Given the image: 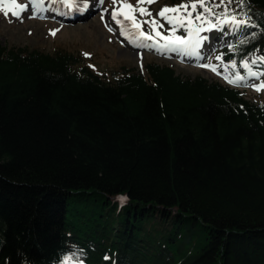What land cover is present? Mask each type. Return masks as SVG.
Wrapping results in <instances>:
<instances>
[{
    "label": "trees",
    "instance_id": "trees-1",
    "mask_svg": "<svg viewBox=\"0 0 264 264\" xmlns=\"http://www.w3.org/2000/svg\"><path fill=\"white\" fill-rule=\"evenodd\" d=\"M243 3L254 26H225L210 59L260 75L264 0ZM68 262L264 264V100L156 62L105 80L0 41V264Z\"/></svg>",
    "mask_w": 264,
    "mask_h": 264
},
{
    "label": "rangeland",
    "instance_id": "rangeland-1",
    "mask_svg": "<svg viewBox=\"0 0 264 264\" xmlns=\"http://www.w3.org/2000/svg\"><path fill=\"white\" fill-rule=\"evenodd\" d=\"M125 2L136 6L138 0H117L116 4L113 3V0H103V4L92 7L91 11L89 3V14L84 17L82 9L47 15L39 11L41 3H33V0H0V41L7 47L27 48L29 51L38 50L50 54L56 51L69 52L80 59L93 73L105 80L126 68L143 70L145 63L156 62L174 67L177 74L183 77L194 78L202 75L225 85L237 86L224 78L226 75L232 76L230 73L219 71L221 74L218 75L210 68L201 66L208 63L214 66L210 59L211 51L215 47H219V44L228 42L226 37L225 39L217 37L221 30L202 33V36L207 39L198 49V55L172 51L170 48H165L166 41L159 40V38H155L153 41L137 38L135 30L126 21H123V17H120L122 28L112 20L111 12L120 3ZM14 3L26 6L24 10L27 11L22 12L19 8H12ZM140 6L151 12L152 17H141L137 11V18L146 20L155 17L159 23L163 24V28L159 30L170 36L165 31L169 25L157 14L165 6L172 7L173 2L171 0H154L148 4L147 0H143ZM13 11L18 15H13ZM6 12L7 15H5ZM77 15H82V17L79 20H72ZM143 30L147 33L149 26L144 24ZM175 35L179 34L176 32ZM127 36H132V39L126 38ZM243 77L248 79V74H244ZM260 83H264V78L248 79L237 87L247 89L248 97L251 100H264V91H256L252 87V85Z\"/></svg>",
    "mask_w": 264,
    "mask_h": 264
},
{
    "label": "snow or ice",
    "instance_id": "snow-or-ice-1",
    "mask_svg": "<svg viewBox=\"0 0 264 264\" xmlns=\"http://www.w3.org/2000/svg\"><path fill=\"white\" fill-rule=\"evenodd\" d=\"M35 2L36 0H33V3ZM52 2L55 3L56 0H52ZM95 2L103 4V0H93V3ZM116 2L117 0H113L114 4H116ZM142 2L143 0H138L136 6L130 3H120L119 6L111 12L112 20L115 21L117 25L123 26L120 19V17H123V21H126L128 25L135 30V36L137 38L147 41H153L155 38H159V40L166 41L164 44L165 48H170L172 51L183 52L187 55H198V49L202 42L207 39V37L202 36L204 32L223 30L225 26L235 32L245 27L254 26L251 25L250 18L247 14L243 12V0H235L237 5L236 8L231 7L234 0H220V3H216V0H208V2H205V0H191L190 3L182 0L179 5L172 7L165 6L157 14L160 19L169 25L168 29L165 30L170 34V36H167L159 30L163 28V24L159 23L155 17L146 20L137 18V11L141 17H152L151 12H148L144 7L140 6ZM152 2H154V0H147L148 4ZM61 3L68 9L76 8L78 10H87L89 6V0H83V3H79V0H61ZM25 7L26 6H20L15 3L12 5V8H19L21 11H23ZM198 8L199 10H197ZM12 14L18 15L15 11H13ZM5 15H7V12ZM144 24L149 26L147 33L143 30ZM181 29H183L186 35H175V33ZM109 31H111V29H109ZM52 34L54 35L55 33L53 32ZM126 38L132 39V36H127ZM216 59L223 61L221 56H217ZM258 60L264 63V57H259ZM256 63V59H253L251 63L249 60L241 61L242 67L247 71L249 77L259 78V74L252 70V65ZM201 66L210 68L211 71L218 75L221 74L218 68L212 66L210 63ZM229 67L235 69L237 63L232 61L230 65L225 64V73L228 72ZM233 76L235 77L234 79ZM224 78L229 83L237 86L245 82V77L239 75V73H233L232 76L226 75ZM252 87L256 91H264V83L252 85ZM118 199L121 204H123L127 198L125 196H120ZM68 264H70V262H68Z\"/></svg>",
    "mask_w": 264,
    "mask_h": 264
},
{
    "label": "bare ground",
    "instance_id": "bare-ground-1",
    "mask_svg": "<svg viewBox=\"0 0 264 264\" xmlns=\"http://www.w3.org/2000/svg\"><path fill=\"white\" fill-rule=\"evenodd\" d=\"M41 3L39 4V11L46 13L47 15H56V14H60V13H67L68 11H72L73 9H68L66 7L63 6V4L61 3V0H56L55 3L52 2V0H36L35 3ZM79 3H83L82 0H79ZM89 4L90 5V11L92 7H97V5H99V2H95L93 3V0H89ZM127 3V2H125ZM76 9V8H74ZM81 10V9H80ZM88 8L87 10H84V17H86L89 12H88ZM27 10H23L22 12H26ZM80 19V18H79ZM122 28V26H121Z\"/></svg>",
    "mask_w": 264,
    "mask_h": 264
},
{
    "label": "clouds",
    "instance_id": "clouds-1",
    "mask_svg": "<svg viewBox=\"0 0 264 264\" xmlns=\"http://www.w3.org/2000/svg\"><path fill=\"white\" fill-rule=\"evenodd\" d=\"M126 197V196H125ZM127 198V197H126Z\"/></svg>",
    "mask_w": 264,
    "mask_h": 264
}]
</instances>
